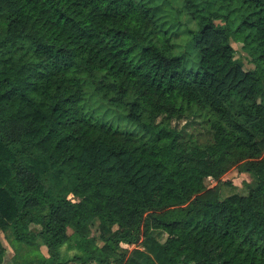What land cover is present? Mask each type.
<instances>
[{
  "label": "trees",
  "instance_id": "1",
  "mask_svg": "<svg viewBox=\"0 0 264 264\" xmlns=\"http://www.w3.org/2000/svg\"><path fill=\"white\" fill-rule=\"evenodd\" d=\"M0 231L10 264H264V0H0Z\"/></svg>",
  "mask_w": 264,
  "mask_h": 264
},
{
  "label": "rangeland",
  "instance_id": "2",
  "mask_svg": "<svg viewBox=\"0 0 264 264\" xmlns=\"http://www.w3.org/2000/svg\"><path fill=\"white\" fill-rule=\"evenodd\" d=\"M173 4L175 5L176 2H173ZM231 42L236 49V55L239 56L243 61L244 67L246 69L253 68L254 62L251 61L250 56L248 55V52L244 47V43L241 40L236 39L235 37H232ZM189 63H191L190 60ZM94 93H92L91 88L87 91L86 97L83 101L85 112H87L88 114H92L98 120L107 121L114 126L120 127L121 129L134 130L138 128V124L136 122L128 119L125 108L108 102L106 99L102 98L99 93ZM176 123L177 125L182 127L186 125V136L190 140L204 143L210 137L209 128L206 124V121L202 117H197L190 123H188L185 119L177 121ZM245 181H249L251 184L254 183V180L250 173L240 172L237 167H232L222 176V182L220 183L221 197H225L226 195L233 192L247 193L248 190ZM208 183L210 186H212L217 183V180L214 178H209ZM93 230L95 232V227L93 228ZM155 232L161 240L165 239L166 233L164 231L155 230ZM0 237L3 239L4 244L7 247V252L4 256V262H6V264H10L13 261V247L8 239L4 237L1 231Z\"/></svg>",
  "mask_w": 264,
  "mask_h": 264
}]
</instances>
